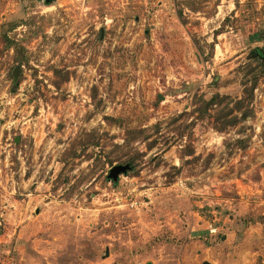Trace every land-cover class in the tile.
<instances>
[{"label": "rangeland", "instance_id": "obj_1", "mask_svg": "<svg viewBox=\"0 0 264 264\" xmlns=\"http://www.w3.org/2000/svg\"><path fill=\"white\" fill-rule=\"evenodd\" d=\"M204 262L264 264V0H0V264Z\"/></svg>", "mask_w": 264, "mask_h": 264}, {"label": "trees", "instance_id": "obj_2", "mask_svg": "<svg viewBox=\"0 0 264 264\" xmlns=\"http://www.w3.org/2000/svg\"><path fill=\"white\" fill-rule=\"evenodd\" d=\"M250 86L245 89L244 97L241 100L233 101L229 97L214 95L209 101L203 103L199 108V114L206 116L208 113L216 107H221L214 115V128L219 132H224L228 128L236 126L241 120L248 117V114H252V110L249 108L252 102V96L257 83L258 73L256 69H249L248 71ZM233 104L231 108L229 105ZM242 112L241 117L237 113ZM236 113V114H234ZM210 116V115H208ZM241 149L246 147L244 141H237L236 143ZM132 166V161L129 166Z\"/></svg>", "mask_w": 264, "mask_h": 264}, {"label": "water", "instance_id": "obj_3", "mask_svg": "<svg viewBox=\"0 0 264 264\" xmlns=\"http://www.w3.org/2000/svg\"><path fill=\"white\" fill-rule=\"evenodd\" d=\"M46 1H49V0H46ZM254 52L256 53V51H254ZM129 169H130L129 165H117V166H114L110 170V176L112 177V179L115 180L118 175L126 173ZM202 264H210V263L204 262Z\"/></svg>", "mask_w": 264, "mask_h": 264}, {"label": "flooded vegetation", "instance_id": "obj_4", "mask_svg": "<svg viewBox=\"0 0 264 264\" xmlns=\"http://www.w3.org/2000/svg\"><path fill=\"white\" fill-rule=\"evenodd\" d=\"M258 53H259L260 56L263 58V53H262V51H258Z\"/></svg>", "mask_w": 264, "mask_h": 264}, {"label": "built area", "instance_id": "obj_5", "mask_svg": "<svg viewBox=\"0 0 264 264\" xmlns=\"http://www.w3.org/2000/svg\"><path fill=\"white\" fill-rule=\"evenodd\" d=\"M213 232H215V231H213Z\"/></svg>", "mask_w": 264, "mask_h": 264}]
</instances>
